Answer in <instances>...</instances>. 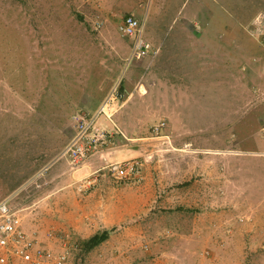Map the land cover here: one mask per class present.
Masks as SVG:
<instances>
[{
	"label": "rangeland",
	"instance_id": "1",
	"mask_svg": "<svg viewBox=\"0 0 264 264\" xmlns=\"http://www.w3.org/2000/svg\"><path fill=\"white\" fill-rule=\"evenodd\" d=\"M126 4L157 51L131 63ZM156 6L0 0V201L67 264H264V0ZM132 159V183L105 169Z\"/></svg>",
	"mask_w": 264,
	"mask_h": 264
},
{
	"label": "built area",
	"instance_id": "2",
	"mask_svg": "<svg viewBox=\"0 0 264 264\" xmlns=\"http://www.w3.org/2000/svg\"><path fill=\"white\" fill-rule=\"evenodd\" d=\"M118 30L132 42L130 54L126 59L127 63L156 54L157 51L143 36L144 23L141 20L133 15H127L118 25ZM111 100L112 98L109 97L104 108ZM104 108L101 110L102 112H104ZM95 120V116L87 117L74 127V136L63 149V154H67L71 162L77 164L85 160L90 156L91 144L101 143L105 139L106 135L98 134L94 127ZM105 169L116 182L132 183L139 179L141 162L139 159L110 162L106 164ZM98 173L99 170L95 171L93 179L86 182L88 187L96 183ZM17 213L12 210L7 199L0 201V264H7L9 259L19 260L24 264H67L64 254L40 247L36 237L22 230L21 219Z\"/></svg>",
	"mask_w": 264,
	"mask_h": 264
},
{
	"label": "crops",
	"instance_id": "3",
	"mask_svg": "<svg viewBox=\"0 0 264 264\" xmlns=\"http://www.w3.org/2000/svg\"><path fill=\"white\" fill-rule=\"evenodd\" d=\"M101 3H103V1L104 0H99ZM138 2H140L141 0H137ZM158 1V7H157V9L161 12V13H163L164 12V8H163V0H157ZM165 2H166V0H164ZM198 3L196 2V5H197ZM137 6V5H136ZM134 7L133 5H125V7L127 8L126 10H127V13L128 14H126L125 16H127V15H133L135 18H137L138 20H141L140 19V17L139 16H141V13H142V10L140 9V8H137V7ZM165 10H166V7H165ZM143 14V13H142ZM191 15H193V14H191ZM146 16H147V13H146ZM195 17V16H194ZM194 17H192V16H190V18H194ZM143 23H144V21H142ZM195 25L194 26H199V24L197 23V22H195L194 23ZM197 35L198 34H196V38H197ZM144 36V35H143ZM192 37V36H191ZM148 41H151L152 39H147ZM193 40V39H192ZM214 41V37L212 36V37H210V42H213Z\"/></svg>",
	"mask_w": 264,
	"mask_h": 264
},
{
	"label": "trees",
	"instance_id": "4",
	"mask_svg": "<svg viewBox=\"0 0 264 264\" xmlns=\"http://www.w3.org/2000/svg\"><path fill=\"white\" fill-rule=\"evenodd\" d=\"M107 237L106 233H103L101 235H95L93 238H91L88 241V246H90V248L97 246L98 244L102 243Z\"/></svg>",
	"mask_w": 264,
	"mask_h": 264
}]
</instances>
